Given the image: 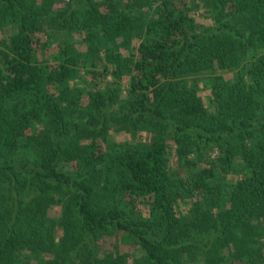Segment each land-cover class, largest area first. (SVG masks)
Returning <instances> with one entry per match:
<instances>
[{"label": "trees", "instance_id": "trees-1", "mask_svg": "<svg viewBox=\"0 0 264 264\" xmlns=\"http://www.w3.org/2000/svg\"><path fill=\"white\" fill-rule=\"evenodd\" d=\"M236 263L264 264V0H0V264Z\"/></svg>", "mask_w": 264, "mask_h": 264}, {"label": "rangeland", "instance_id": "rangeland-1", "mask_svg": "<svg viewBox=\"0 0 264 264\" xmlns=\"http://www.w3.org/2000/svg\"><path fill=\"white\" fill-rule=\"evenodd\" d=\"M196 17H197L199 22L208 23V21L205 20L204 18L198 17L197 15H196ZM138 43L139 42L137 40L133 41V44H132L133 47L130 48V50L132 49L131 50L132 53L136 52L137 47H138ZM125 53H127V52H125ZM122 84H123V87H122V96L121 97L124 99V98H127L128 96H130V93H129V89H130L129 78L128 77H124L123 80H122ZM200 95L205 98V102L208 104V100L206 98V92L201 90L200 91ZM110 134L114 136V138H115V140L117 142L127 141L128 138L130 137L129 135H126L124 132L123 133L122 132L119 133V132H116L114 130H112L110 132ZM171 165H174L173 161H172ZM229 177L232 180H236L237 179L236 175H231ZM138 207H139V209H142L143 211H145V209H144L142 204H139ZM100 244L102 246L103 253H110V254H113V255H117L116 253H120V252L121 253H123V252L125 253V252H127V253H131L133 255L134 259L137 260V261L144 260L143 254L138 252V250H136L135 246H132L130 244L126 245L125 243L121 244L119 242L117 236L115 238L106 237V238H104V239H102L100 241ZM107 257H110V256H107ZM236 264H239V263H236Z\"/></svg>", "mask_w": 264, "mask_h": 264}]
</instances>
